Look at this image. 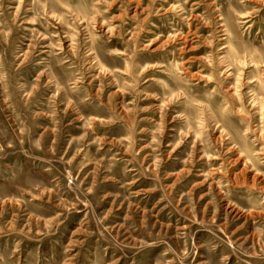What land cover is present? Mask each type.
<instances>
[{
    "label": "rangeland",
    "instance_id": "1",
    "mask_svg": "<svg viewBox=\"0 0 264 264\" xmlns=\"http://www.w3.org/2000/svg\"><path fill=\"white\" fill-rule=\"evenodd\" d=\"M0 264H264V0H0Z\"/></svg>",
    "mask_w": 264,
    "mask_h": 264
}]
</instances>
